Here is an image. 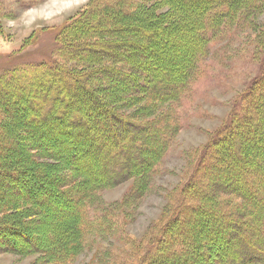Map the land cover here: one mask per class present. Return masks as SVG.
Returning <instances> with one entry per match:
<instances>
[{
    "label": "rangeland",
    "instance_id": "rangeland-1",
    "mask_svg": "<svg viewBox=\"0 0 264 264\" xmlns=\"http://www.w3.org/2000/svg\"><path fill=\"white\" fill-rule=\"evenodd\" d=\"M94 4L97 11L94 9L90 12ZM186 5L190 7L189 3ZM173 6V3L167 4L162 0H0V71L11 67L29 70L28 66L36 64L44 68L48 76L56 74L54 78L57 80L54 79L51 89L55 85L57 90L60 89L49 91L53 92L52 97H56L49 116L48 102L42 108L28 106L35 99L30 91L38 86L32 85L28 90L27 84L10 85L13 89L9 90L11 95L22 93L17 97L18 101L9 98L15 103L13 106H19L23 116L30 117L32 121L30 119L22 127V123H19V127L16 124L12 127L13 117L17 115L12 113V106L5 109L1 121L8 126L0 132V142L13 137L18 141L14 146L0 150V205L16 200L8 209L11 216H2L0 208V264H50L53 260L51 255L45 254L46 251L54 247L55 238L57 241L71 233L69 219L75 209L85 202L86 212L91 209V218L98 217V221L107 227L105 232H95L83 246L78 247L73 253L72 264H192L191 259L195 260L193 264H215L218 255L222 256L219 254L220 248L225 246L227 240L221 234L213 233H216L215 227L217 231L228 228L221 227L220 218H217L218 221L214 215H210L207 201L201 198L197 200L200 206L208 207V210L198 212L199 226L193 222L192 214L195 212L192 211L191 216L178 215V210L184 202L189 204L185 188L192 176L201 170L209 171L204 158L211 147L220 149L207 159L209 165L217 171L225 169L230 172L225 167L221 148L225 146L226 139L231 138L232 144L243 125H247L245 119L239 122L236 115L239 106L242 109L245 107L243 116L247 114L251 118L255 113L253 106H260L257 112L260 122L259 112L264 111L263 104H260L264 98L258 97L263 90L260 84L264 81V8L241 20L244 27L231 28L225 35L212 39L209 46L208 41L203 40L206 57L200 60L197 77L180 103L166 99L151 101L146 97L151 91L150 82L161 77V68L174 64L180 73L179 63L189 58L187 53L193 37V30L187 28L189 15L174 10V16L179 17L180 22L175 24V28L172 27L174 25L165 27L174 20L171 13ZM139 9H145L144 19L140 18L144 21L141 25L135 22ZM107 12L116 14L110 25L100 18L101 14L104 17ZM96 18L107 30H114H106L98 38L94 35L97 31L91 29L89 24ZM183 21L185 24L181 25ZM78 26L83 30L75 33ZM197 28L198 34H205L200 23ZM68 38L71 44L79 42V45L66 46L70 48L66 50L64 42ZM113 41L121 45L125 43L123 49L130 47L132 53L139 56L132 58L131 62L117 63L111 55H107L113 50L100 46L102 50L99 52L104 56L101 61L91 63L85 58L86 55L89 58L98 56L93 49L100 43ZM86 47L91 50L88 51ZM171 51H175L172 62ZM80 54L86 64L80 62ZM107 59H111V62ZM139 63L148 65L144 67L147 69L157 65L153 71L154 78L146 77L144 72L138 74L133 66ZM108 73L117 74V78L123 77V80L131 76L133 85L130 81L121 82L122 79L117 78L114 79L116 82H111ZM173 73L172 82L166 84L168 88L172 85L176 87L181 78ZM58 74L62 76L61 79L68 74L84 78L83 85L76 81L70 83L74 84L70 95L77 99L71 97L65 100L68 104L66 113L60 112L61 88L65 83L59 82ZM142 82L144 89L139 85ZM19 89H23L22 92ZM109 110L119 114L123 122L118 124L116 117L109 118L113 117L112 114L109 116ZM86 113L94 116L95 124L102 121L103 129L108 132L127 130L123 127L132 128L135 123L147 126L151 120L172 113L181 127L175 130L164 158H159L161 150L150 156L152 160L155 159L154 163H158L157 172H150L144 177L130 175L113 186L100 188L99 181L89 174V163L85 162L87 152L93 149L89 146L93 143L90 135L94 136L87 129L91 119L88 121L85 118ZM78 116V123L75 121L73 127H68L70 131L67 128L64 130L65 120L71 123ZM50 117L55 120L53 124ZM261 122V127H256L257 123L256 126L251 124L245 135L239 134L242 140L240 155L250 157V161L252 159L258 164L262 161L264 165L261 153L264 149L260 140L264 139V113ZM95 124L91 125L95 127ZM229 126H233L234 130L228 132ZM129 132L125 140L131 143L134 139ZM222 133H228L226 139H221ZM84 134L87 139L82 144ZM143 134L146 135V130ZM249 145H254L260 152L252 151ZM97 152L101 153L102 150ZM235 161L240 163L237 155ZM214 173L213 176L209 172L207 186L205 189L198 188L199 192L210 196L211 200V195L220 192L217 193L218 200L229 201L230 205L238 207L241 200L233 194H226L228 188H233L229 184L231 177ZM80 187V190L77 189ZM212 203L211 209L214 207L213 210L221 215L220 205ZM16 209L22 210L19 212L22 215L14 212ZM237 210L242 213L247 207ZM203 216L205 218L202 220ZM175 218L181 222L182 230L192 229V236L201 239V244L195 250L184 243L182 246L176 243L164 253L163 245L166 243L161 241L164 240L162 233L165 230L169 233V229L177 225L171 227ZM153 250H158L159 254L149 259L148 254ZM176 252L179 254L174 258L172 253Z\"/></svg>",
    "mask_w": 264,
    "mask_h": 264
},
{
    "label": "trees",
    "instance_id": "trees-1",
    "mask_svg": "<svg viewBox=\"0 0 264 264\" xmlns=\"http://www.w3.org/2000/svg\"><path fill=\"white\" fill-rule=\"evenodd\" d=\"M162 2L167 4L173 3L174 6L171 12L173 16H174L173 13L174 10L189 15V17L186 19V21L189 22V26L187 28L193 30L192 44L190 45L189 53H187L189 58L187 61L184 62L182 61L181 63H179L180 73L179 71L177 72V69L174 68V64H172L171 66H168V68H164V69L161 68L162 70L161 77L156 79L153 77V71L157 69V65L151 67L150 69H147L144 67H149L148 65L145 66L144 64V66H142V64L139 63L138 65H134L133 69L138 74L141 72L142 74L145 73L146 77L149 75V78L150 76L154 78V80L150 82L151 86L149 88L151 91L146 96L149 100L159 102L160 100L162 101L166 99L171 101L174 100L180 103L181 99L189 92L191 86L193 85L197 77L198 64L200 60L206 57L205 50L203 49V45H202L203 40L208 41V46H209L210 45L209 42L212 39L225 35L226 32L230 31L231 28L241 29L240 27L243 26L244 22L242 24L240 21L243 20L246 16L254 15L260 10H262L264 8V0H162ZM186 3H189L190 7H187L188 5H186ZM96 6L97 5L94 4L90 12H93L94 9L97 11ZM137 11H139V13L137 15V18L135 19V22L138 25H141L144 22L141 19H144L143 15H145V9L144 10L139 9ZM115 17L116 14L115 13L113 14L111 12H107V14L105 13L104 17L102 14L100 15V18L102 20L103 18L105 22L107 20L108 25L112 23L111 20H115L114 19ZM179 22H180L179 17L175 18L174 16V20L169 22L171 24H167L165 27L167 26L171 27L172 25H174L172 27L175 28L176 27L175 24ZM198 23H200L202 28H204L205 34H198L197 31ZM89 24L91 25V29L97 31L94 32L95 33L94 35L98 36V38L100 35L106 33L107 29L104 28L102 23L100 24L99 18L94 19ZM184 24L185 21L181 23V25ZM130 26L137 27L136 25L133 26L130 25ZM75 29L77 30L75 33H78L80 30H83L81 29L80 26H78ZM110 30H114V29L110 28ZM110 30L108 29L107 32ZM75 33L73 35H75ZM70 38L72 39L73 37L71 36ZM70 38H68L67 41L64 42L66 50L70 49L67 48L66 46L79 45L78 44L79 42L75 44H71ZM113 39L116 40L114 37ZM100 44L101 45H98L97 48L93 46L94 47L93 50L96 53H98V56L93 55L90 58L89 55L85 56V58L91 61V63L99 62L104 58V56L99 52V50H102L100 49V46L101 47L105 46V48L107 49L111 48L113 52L110 53L109 51H106L107 53L109 52L107 55H111L117 63L127 62L126 60L130 61L132 60V58L139 56L138 54H133L132 49L130 47L127 50L123 49V44L125 43H122L121 45L120 42L113 41V43L104 42ZM63 46L64 45H62V47ZM62 47L59 48V52H58L59 54H61L62 52ZM87 49L88 51L91 50V48L90 49L87 48ZM174 52L172 51L169 52L171 62L173 61ZM80 55H81L80 62H84L86 64V62L82 58L83 55L82 54ZM107 60L109 61V63L111 62V59L110 60L107 59ZM28 67H30L29 70H23V71H21L22 69H20V67H11L10 69L4 68L2 71H0V132L4 131L6 126H8L7 123L4 124L1 122L3 117L5 116L4 111L6 108H11L12 106L13 107L12 113L17 114L16 116L14 115L15 117H13L14 119L12 122V127H14V124H16L19 127V123H22L20 126L22 127V125H24L31 119L30 117H24L22 110L18 109L19 106L14 105L15 106L14 107L13 104L15 103H13L9 99L11 98L17 100V97L19 98V96H22V93L20 92L18 95L16 94V92L15 95L14 94L11 95L9 90L13 91V89H11L10 87V85L12 84L15 83L27 84L26 89L28 90H30V87L32 85L38 86L37 89L35 87L33 88L34 89L33 91H30L35 99L33 102H29L28 106L37 109L38 107L42 108L44 104L48 102L49 116H51L53 112L51 109V105L56 101L55 100L56 97H52L53 92L50 93L49 91H52V89L55 91H60L59 88L57 90V85H55V87L51 89V84L52 82L54 83V79H55L54 77L56 74L52 73L50 74V76H48L46 70H44V68L36 64ZM173 72L177 73V75L179 74L181 78L176 87L175 85H172L171 88H168V86L170 85L169 82H172L171 75ZM108 74L109 76L108 75L107 76L109 77L108 78L109 81L116 82V80L114 79L117 78V74L115 75L111 73ZM57 78L60 80V81L58 80L59 82L63 81V83H65L63 88H61L62 89L61 92L63 93L61 95V102L59 101L58 102L61 103L60 112L66 113V107L68 106V104L65 102V100L67 101V99L72 97L70 94L72 89H74L73 88L74 84L70 85V83H74V81H76L79 85L81 84L83 85L84 78L78 76L76 77L75 75L69 76V74L65 75L63 79H61L62 76L58 74ZM122 78L123 77H121V79ZM174 78H176L175 74H174ZM64 79H68V80L66 81ZM117 79L121 80L120 78ZM124 80L130 81L133 85L134 79L131 76L125 78ZM124 80L122 79L121 82H123ZM167 83H169L168 86L166 85ZM139 85L141 89H144L143 82ZM260 85L261 87H263V90L258 94V97L264 98V81ZM162 86H164V89H162ZM22 90L19 89V91L21 92ZM72 98L75 100L77 99L75 98V96H73ZM260 104L264 105V102L263 103L261 102ZM263 105L262 107L264 108ZM259 107L260 106H255V107L253 106L255 113L251 118L250 115L247 116V114L243 116V110L245 109V107L242 109V107L239 106L238 111H236L237 113L236 115L239 118V122H242L243 119H245L244 122H246L247 125H243L242 127L243 129L241 128L242 129L241 132L236 134V138L232 141V144L230 142L231 138L226 139L228 133H222L220 135L222 140L226 139L225 146L221 148V153H222L221 155L225 161V167L230 172H228L225 169H220L219 171H217L216 169H214V166L209 165L207 159H210V155H212V153L219 152L220 149V148L216 149L214 146L211 147V149L206 152L207 155L204 158V160L206 159V164L209 167V171L204 172L203 170H201L202 172L199 171L198 173H195L192 176L191 182H189V184H187L185 188V193L188 195V198L190 200L189 204L187 202H184L181 209L178 210V215L187 214V216L188 215L191 216L190 215L191 212L192 211L195 212L194 215L192 214V217L194 219L193 222H195V226H199V221H197L199 220L197 219V216L199 215L198 212L203 210L206 211L208 210V207H210L208 210L210 215H214L216 220H218L217 218H220V221L219 220L218 221L221 222V227L223 226L224 228H228V230L221 231L219 229V231H217L215 227L216 233H213V235H217L219 233L223 236L224 240H227L225 246L220 248L219 254H222V256L218 255L217 257L218 259L216 260L215 264H264V167H263L264 165L262 161L261 163L258 164L252 161V159L250 161V157L246 158L245 156L242 157V155H240L241 142H242V140L240 139V135H245L251 124H254L256 126L257 123L256 127L259 126L261 127V123L263 124V122H261V118L264 113V111H262L263 109L259 112L260 122L257 116ZM108 113L109 116L111 114L113 115V117L110 116L109 118L116 117L118 124L123 122V120L121 119L122 117L119 114H117L115 111L109 110ZM51 118L52 117H50V119ZM79 118L80 117L78 116V118H76L74 122L71 123H68V120L67 121L65 120L66 126L64 127V130H66V128L69 129L68 127H73L75 121L78 123V121L80 120ZM85 118L88 121H90L91 119L90 123L95 124L94 122L95 119L93 115L86 113ZM30 121H32V119ZM50 121L51 124L55 122V120L53 121V118ZM101 122L97 123L96 120L97 124H95V127L90 123H88L90 125L87 129L91 130L92 133L94 134V136L92 134L90 136H92L91 141L93 140L92 142L95 143V145L93 143L89 145L90 148L93 149H90V151L87 152V157H85V162L89 163V167L91 169L89 170L90 171L89 174L90 176L92 175L93 178H96L99 181L100 184H98V186L100 188L105 186H113L125 180L130 175L144 177L148 175L150 172L151 173L157 172L158 163H154L155 159L152 160L150 156L152 154L155 155L156 152L161 150V154L159 158L160 159L164 158L167 151L169 150V145L172 139L174 138L175 130L181 127L179 120L175 118L174 113L170 115L159 116L151 120L150 123H147V126L140 125L138 123L132 125V128L135 129L130 128V126L129 127L124 126L123 129H127V130L117 131L116 129L114 130L115 133L111 131L108 132L106 129H103V124ZM118 128L121 127L119 126ZM144 130H146V135L143 134ZM227 130L228 132H231V130H234V128L233 126H229ZM127 131H130L129 133L133 137L132 139H134V141L131 143H128L125 140V135L128 134ZM85 135L86 134L82 136V139H84L83 141H81L82 144L86 143L87 138H85L86 137ZM244 139L245 142H247L246 138ZM260 140L263 145L262 147L261 146L259 147L264 149V139L263 141L262 138ZM17 141H18L17 138L13 137L12 139H8V141L0 142V150L3 149L4 151V149L9 148L10 146H14ZM250 146L252 147V151L259 150L254 145H249V147ZM97 150L98 151L102 150V152L99 153L97 152ZM144 151H146V153H144ZM258 152H260V150ZM261 153L263 154V158H264V150L263 152L261 151ZM235 155H237L238 160L240 161L239 164H237L235 161ZM209 172L213 173L212 174L213 176L215 175L214 172H218V174H223L224 177H227L228 175L231 177L230 178L228 176V178H230L229 184L233 186V188L232 190L231 189L229 190L228 188V190H226V194H233L241 200V203H239L238 207L237 206L234 207V205H230L231 203L229 201L225 202L218 200L217 193L221 194L220 192H217L216 195L214 194L213 196L211 195L212 200L210 196L206 197L205 193L199 192L200 188L202 189L206 188L207 180H209ZM231 173H234L235 176L232 175ZM81 188L82 187L77 189L80 190ZM93 190L97 191L95 188ZM199 198L207 201L209 206L207 208L202 207V205L200 206L199 203L197 202ZM194 201L195 204H192ZM15 202L16 200L12 199L9 201H5V203L0 205L2 216L4 215L5 217L6 215L11 216L9 215L10 213L8 212V209ZM212 202H216L220 205L219 207L222 210L221 215L217 213V211L213 210L214 207L213 209H211L212 206H210V204H213ZM85 203L77 207V209H75L73 216L69 219L68 224L71 227L70 228L71 233H68L66 237L65 236L60 237L61 239H57V241L55 238L54 247L46 251L45 254L48 253L49 255H51V258L53 260L50 262V264H72L73 253L76 252L78 247L83 246L87 242L89 236H91L95 232L96 233L105 232V229L107 227L106 224L99 222L98 217L91 218L90 216L91 209H89L86 212ZM244 207H247V210L241 211L242 213H240V211L237 210V208L244 209ZM20 211L22 210L16 209V211L14 212L19 213ZM203 218L205 217L203 216L202 220ZM171 223H172L171 227L175 224L177 225H175V227H172L174 229L172 228L169 229L171 231L168 230V228L170 227L169 226L167 228L169 233H167L166 230L164 231V233H162L163 234L162 237L164 240L161 241H164L163 243H166V245H163L164 253H166V249H170V247L174 246L176 243L177 246H182L184 243L186 244V247L189 246L190 249H194V250L197 248V246L201 244V239L199 237L192 236L193 235L192 229L190 230L189 228H184V230H182V228H180L181 222L180 221L178 222L177 218L173 219ZM160 246H162V244ZM21 249H23L22 246ZM157 251L158 250H153L150 254H148V256H150L149 259L156 258V256L159 254L157 253ZM178 254H179L178 252L172 253L174 258H177ZM191 260H192L191 261L192 264L195 263L194 262L195 260L194 261L193 259ZM185 264H190V263L186 262Z\"/></svg>",
    "mask_w": 264,
    "mask_h": 264
}]
</instances>
